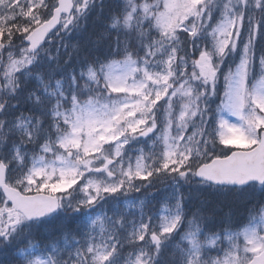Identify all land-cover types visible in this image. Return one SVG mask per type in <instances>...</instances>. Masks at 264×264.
Here are the masks:
<instances>
[{"label": "snow or ice", "instance_id": "1", "mask_svg": "<svg viewBox=\"0 0 264 264\" xmlns=\"http://www.w3.org/2000/svg\"><path fill=\"white\" fill-rule=\"evenodd\" d=\"M0 264H264V0H0Z\"/></svg>", "mask_w": 264, "mask_h": 264}]
</instances>
